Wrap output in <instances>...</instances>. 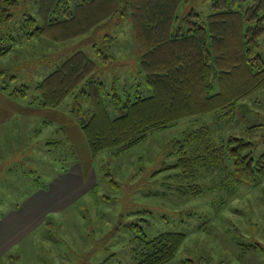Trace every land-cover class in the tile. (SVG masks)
Returning <instances> with one entry per match:
<instances>
[{"label": "rangeland", "instance_id": "1", "mask_svg": "<svg viewBox=\"0 0 264 264\" xmlns=\"http://www.w3.org/2000/svg\"><path fill=\"white\" fill-rule=\"evenodd\" d=\"M33 1L39 0H19L13 9L15 23L7 29L13 28L16 41L11 52L0 56V86L7 87L9 101L22 103L23 108L0 131V215L37 181L46 183L72 163L91 158L97 187L61 214L49 217L50 231L41 233L56 241L48 243L53 255L67 256L49 264H101L107 258L105 264H135L139 242L132 228L138 225L148 239L165 232L186 234L175 258L167 264H264V180L257 185L239 182L228 158H221L218 164L192 158L188 173L171 169L179 156L175 142L191 128L203 125L211 126L218 143L229 136L242 137L256 144V157L263 153L264 90L238 108L237 118L185 119L152 131L128 151L94 156L85 137L81 139L77 133L79 123L70 114L72 97L46 117L37 111L41 108L30 105L33 88L76 50L86 51L99 64L92 47L103 46L108 33L116 39L104 49L114 56V62L97 77L108 89L115 85L120 93L144 91L145 77L139 72L142 52L134 39L130 12L127 9L102 28L98 22L84 35L66 42L22 41L23 33L17 27L22 12ZM190 10L204 17L211 13L210 4L203 0H192L178 12ZM88 12L85 16L100 14L99 0ZM9 44L6 40L4 46ZM260 53L264 58V45ZM23 84L30 86L28 96L12 97L10 92ZM36 244L40 251L47 250L44 239ZM44 255L38 251L34 264H46ZM13 264L18 263L13 260Z\"/></svg>", "mask_w": 264, "mask_h": 264}, {"label": "trees", "instance_id": "2", "mask_svg": "<svg viewBox=\"0 0 264 264\" xmlns=\"http://www.w3.org/2000/svg\"><path fill=\"white\" fill-rule=\"evenodd\" d=\"M191 1L109 0L105 4L99 0L100 14L90 16L85 13L95 0L33 1L22 12L17 27L23 33L22 41L66 42L84 35L98 22L104 27L128 9L134 39L142 52L139 72L145 77V85L144 91L134 95L120 93L115 85L108 89L97 77L114 62V56L104 48L116 38L107 33L103 46L92 47L99 64L86 51H74L33 88L30 105L58 109L72 97L70 114L94 156L104 151H128L152 131L185 119L213 115L216 121L237 118L238 108L264 90V58L260 53L264 45V0H203L211 7L206 17L195 10L180 14L179 8ZM18 5L19 0H0V56L13 50L14 30L7 26L15 23L13 9ZM6 40L10 44L4 46ZM0 89L8 92L6 86ZM29 90L30 86L23 84L10 94L25 99ZM209 126L191 128L175 142L179 156L171 169L188 173L192 158L215 164L228 158L239 182L257 185L263 181L264 151L256 157V144L237 136L218 143ZM135 227L134 239L139 242L134 250L135 264L169 263L187 237L182 232H165L148 239L140 225Z\"/></svg>", "mask_w": 264, "mask_h": 264}, {"label": "crops", "instance_id": "3", "mask_svg": "<svg viewBox=\"0 0 264 264\" xmlns=\"http://www.w3.org/2000/svg\"><path fill=\"white\" fill-rule=\"evenodd\" d=\"M21 104L13 100L9 101L6 91L0 89V131L2 126L6 125L9 117L12 118L23 110ZM32 109L35 110V108ZM37 111H42L48 117L52 110L41 108ZM76 128L80 138L85 137L78 125ZM90 160L91 158H87L81 162L76 159L77 162L72 163L67 169L60 170L49 178L48 182L37 181L31 189L17 199L15 205L10 206L5 213L0 215V264H3L4 260V264H13V260L18 264H34L38 251L43 254L45 252L43 258L46 264L57 257L58 259L67 257L62 254L53 255L49 251V248L53 246L48 243L56 241L41 236V233L50 231L48 229L52 223L49 221V217L61 214L91 194L97 187L95 170L90 164ZM39 238L45 240L47 250L40 251L36 244ZM25 247L28 248L27 254L24 252ZM60 263L65 264V262Z\"/></svg>", "mask_w": 264, "mask_h": 264}]
</instances>
